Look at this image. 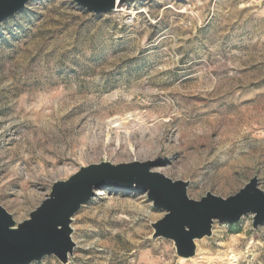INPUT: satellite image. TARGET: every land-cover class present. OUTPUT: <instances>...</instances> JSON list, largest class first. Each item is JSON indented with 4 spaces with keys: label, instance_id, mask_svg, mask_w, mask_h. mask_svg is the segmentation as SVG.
Segmentation results:
<instances>
[{
    "label": "rangeland",
    "instance_id": "1",
    "mask_svg": "<svg viewBox=\"0 0 264 264\" xmlns=\"http://www.w3.org/2000/svg\"><path fill=\"white\" fill-rule=\"evenodd\" d=\"M119 4L95 15L32 0L0 23V204L16 224L54 183L102 163L152 161L189 182L193 200L228 198L255 177L264 191V0ZM93 192L74 216L68 264H264L253 215L216 221L187 260L153 238L165 214L146 192Z\"/></svg>",
    "mask_w": 264,
    "mask_h": 264
},
{
    "label": "water",
    "instance_id": "2",
    "mask_svg": "<svg viewBox=\"0 0 264 264\" xmlns=\"http://www.w3.org/2000/svg\"><path fill=\"white\" fill-rule=\"evenodd\" d=\"M32 0H0V23L23 11ZM81 8L95 15L116 10L118 0H74ZM154 163L133 162L118 166L110 163L82 168L67 181L54 183L50 196L30 214V218L16 224L13 216L0 204V264H34L47 257H55L61 264H68L77 244L73 239L74 216L94 196L93 190L102 185L124 186L146 192L155 209L164 214L176 209L185 226L182 230L169 226L160 227L162 219L152 224L154 239L174 242L177 255L190 260L197 254V242L213 235L215 222L234 225L247 215L254 216V229L264 226V201L257 192L258 179L253 178L237 194L228 198L208 193L201 200L188 194L189 182L172 179L152 172ZM147 170L154 180L140 179ZM111 171L113 175H107ZM253 185L255 186L253 189ZM252 189L244 199H237L240 192ZM31 225V227H26ZM55 225V228H52Z\"/></svg>",
    "mask_w": 264,
    "mask_h": 264
},
{
    "label": "snow or ice",
    "instance_id": "3",
    "mask_svg": "<svg viewBox=\"0 0 264 264\" xmlns=\"http://www.w3.org/2000/svg\"><path fill=\"white\" fill-rule=\"evenodd\" d=\"M140 179H144V180H154L155 177L149 176L147 174V170H143L142 174L139 177ZM254 185H253V189H254ZM252 191V189H245L244 191L240 192L239 195L237 196V199H244L249 195V192ZM256 195H258L260 197V199L262 201H264V194H261L259 192L256 193ZM169 226H174L180 230H182L185 226L181 216L179 215L178 210L173 209L169 212H167L165 214V218L162 219V223L160 225V227L162 228H166ZM26 227H31V225H27ZM52 228H55V225H52Z\"/></svg>",
    "mask_w": 264,
    "mask_h": 264
},
{
    "label": "bare ground",
    "instance_id": "4",
    "mask_svg": "<svg viewBox=\"0 0 264 264\" xmlns=\"http://www.w3.org/2000/svg\"><path fill=\"white\" fill-rule=\"evenodd\" d=\"M119 1H120V0H118V5L120 6ZM69 160H72V157H71V159H68L67 161H69ZM65 161H66V160H65ZM51 162H52V161H51ZM49 163H50V161H49ZM53 163H54V162H53ZM53 163H52V164H53ZM55 165H56V164H55Z\"/></svg>",
    "mask_w": 264,
    "mask_h": 264
},
{
    "label": "built area",
    "instance_id": "5",
    "mask_svg": "<svg viewBox=\"0 0 264 264\" xmlns=\"http://www.w3.org/2000/svg\"><path fill=\"white\" fill-rule=\"evenodd\" d=\"M250 1H260V0H250Z\"/></svg>",
    "mask_w": 264,
    "mask_h": 264
}]
</instances>
